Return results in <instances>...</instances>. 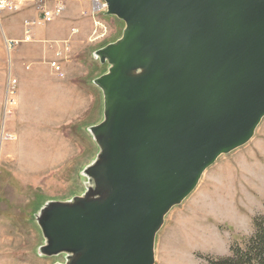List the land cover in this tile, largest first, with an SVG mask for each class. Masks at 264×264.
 <instances>
[{
	"label": "water",
	"instance_id": "obj_1",
	"mask_svg": "<svg viewBox=\"0 0 264 264\" xmlns=\"http://www.w3.org/2000/svg\"><path fill=\"white\" fill-rule=\"evenodd\" d=\"M104 121L86 191L37 216L55 264H154L165 215L264 117V0H105Z\"/></svg>",
	"mask_w": 264,
	"mask_h": 264
},
{
	"label": "rangeland",
	"instance_id": "obj_2",
	"mask_svg": "<svg viewBox=\"0 0 264 264\" xmlns=\"http://www.w3.org/2000/svg\"><path fill=\"white\" fill-rule=\"evenodd\" d=\"M80 2H69L55 22L35 25L32 41L23 38L25 19L36 16L33 9L0 14V264L66 262L65 254H40L45 238L37 216L49 201L73 200L86 191L85 170L100 152L90 129L105 118L97 79L110 63L99 51L123 37L126 23ZM108 15L113 19L106 21ZM9 19L18 34L2 29ZM48 29L68 34L66 50L56 55L65 43L44 38ZM11 38L18 40L9 49ZM30 44L47 50L15 59V46L24 50ZM257 219H264V117L248 142L221 154L165 215L154 264H211L231 256L248 245Z\"/></svg>",
	"mask_w": 264,
	"mask_h": 264
},
{
	"label": "built area",
	"instance_id": "obj_3",
	"mask_svg": "<svg viewBox=\"0 0 264 264\" xmlns=\"http://www.w3.org/2000/svg\"><path fill=\"white\" fill-rule=\"evenodd\" d=\"M71 1L80 0H0V14L3 12H18L28 8L33 9L36 16L25 19V41H32L33 27L37 24L47 25L60 18ZM96 5L97 10H107L105 0H90ZM74 33L76 29H73ZM9 47H12L14 40H6ZM52 66L56 71L62 72V66L57 60L52 61Z\"/></svg>",
	"mask_w": 264,
	"mask_h": 264
},
{
	"label": "trees",
	"instance_id": "obj_4",
	"mask_svg": "<svg viewBox=\"0 0 264 264\" xmlns=\"http://www.w3.org/2000/svg\"><path fill=\"white\" fill-rule=\"evenodd\" d=\"M255 226L256 232L245 248H234L231 256L211 261V264H264V219H257Z\"/></svg>",
	"mask_w": 264,
	"mask_h": 264
},
{
	"label": "crops",
	"instance_id": "obj_5",
	"mask_svg": "<svg viewBox=\"0 0 264 264\" xmlns=\"http://www.w3.org/2000/svg\"><path fill=\"white\" fill-rule=\"evenodd\" d=\"M81 2V6L82 7H84L85 5L88 7L89 6V3H91L92 5H93V2L92 1H90V0H80ZM67 8H68V4H67ZM87 9V8H86ZM86 11H89L88 9L86 10ZM84 13H85V11H83ZM4 13V12H3ZM2 14V13H1ZM109 16V15H108ZM110 19H113L111 16H109V18L108 17H106V21H108V20H110ZM13 20V19H12ZM1 21V20H0ZM9 21H10V19L9 20H7V21H5V22H3V24H2V29L4 30V32L6 33V34H14V35H16V33L18 34V25H16L17 23L15 22V25H9ZM8 22V23H7ZM102 22V24L104 25L105 24V21L104 20H102L101 21ZM5 23H6V25H5ZM100 23V22H99ZM41 25V24H40ZM55 32V30L54 29H48V31H46V33L48 34V35H50V36H46L45 35V37L44 38H47V39H55L56 40V42L58 43V40H62V41H60L63 45H64V43H65V45L62 47H60V48H57L58 49V51L56 52V55H57V53L59 52V49L60 50H66L67 49V41H66V38L68 37L67 35V33L65 32V33H62V34H60V33H54ZM60 34V36H58ZM52 35V36H51ZM71 38V37H70ZM12 40L14 39V40H18L17 38H11ZM24 39V38H23ZM22 39V40H23ZM65 39V40H64ZM21 40V39H20ZM2 42V44H3V41H1ZM59 42V43H60ZM6 44V43H5ZM71 44H72V42H71ZM58 46V45H57ZM60 46V45H59ZM13 47V46H12ZM12 47H10L9 49H12ZM6 48H7V44H6ZM34 48V49H33ZM31 50H34V51H36V52H38V51H42V52H45L46 50H47V48H40L39 47V45L38 44H34V45H32V44H30L26 49H24V50H22L21 48H19V47H16L15 46V53H14V57H15V59H18V58H23V56L25 55V54H27L28 53V55H30V51ZM46 74H51L50 73V71H46ZM57 85L58 86H60V84L57 82ZM9 148L10 147H6L4 150H5V156L8 154V150H9ZM28 184H30L29 182H27ZM31 185V184H30ZM36 188V187H35Z\"/></svg>",
	"mask_w": 264,
	"mask_h": 264
},
{
	"label": "bare ground",
	"instance_id": "obj_6",
	"mask_svg": "<svg viewBox=\"0 0 264 264\" xmlns=\"http://www.w3.org/2000/svg\"><path fill=\"white\" fill-rule=\"evenodd\" d=\"M37 137V136H36Z\"/></svg>",
	"mask_w": 264,
	"mask_h": 264
}]
</instances>
